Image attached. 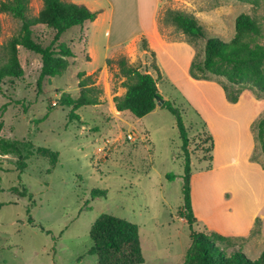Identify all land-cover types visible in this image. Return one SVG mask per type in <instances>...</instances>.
Segmentation results:
<instances>
[{"label":"rangeland","instance_id":"1","mask_svg":"<svg viewBox=\"0 0 264 264\" xmlns=\"http://www.w3.org/2000/svg\"><path fill=\"white\" fill-rule=\"evenodd\" d=\"M161 2L155 48L142 38L107 54L114 52L111 59L124 55L153 73L162 98L182 112L190 137L191 194L198 220L193 233L226 237L232 245H218L256 259L264 251V154L254 125L264 118V95L245 91L234 104L218 82L224 79L193 84V54L204 49L206 40L190 39L166 14L194 16L208 36L229 41L241 13L264 19V0ZM40 8L41 0H30L29 15L36 16ZM21 25L10 14L3 16L0 51ZM36 32L45 46L50 44L53 30L38 27ZM78 32L79 27L72 28L61 38L77 55L62 76L40 88L41 57L22 48L24 76L7 80L0 90V137L17 141L19 147L14 154H0V264H99L97 256L89 255L90 230L103 214L139 227L142 264H184L193 240L179 215L185 169L176 118L159 106L144 118L118 112L112 100L125 93L124 78L113 64L107 75L98 73L103 104L81 108L80 120L71 121V109L60 103L62 94L77 98L78 73L106 62L105 32L93 38L92 61L83 51L84 36L71 46V36ZM157 64L160 77L154 71ZM44 150L58 153L54 167ZM29 151L33 155L22 171L19 158ZM97 191L106 195L93 196Z\"/></svg>","mask_w":264,"mask_h":264},{"label":"trees","instance_id":"2","mask_svg":"<svg viewBox=\"0 0 264 264\" xmlns=\"http://www.w3.org/2000/svg\"><path fill=\"white\" fill-rule=\"evenodd\" d=\"M43 8L38 15L30 16V0H0V13L10 14L22 25L18 34L12 36L1 47L0 51V90L9 79H20L24 69L20 62V47L41 57L42 66L38 80L41 88L49 79L62 76L71 66L70 59L75 57L72 48L61 42L62 35L69 29L81 26L87 21H94L98 12H93L85 6L77 5L70 0H42ZM243 1V0H239ZM167 21L174 24L178 30L190 39L206 40L204 49L195 54L189 69L194 80H219L226 98L230 103H238L245 91L264 95V19L241 13L235 20V35L225 41L216 36H208L204 26L197 18L177 11L167 12ZM46 27L54 31L50 44L44 45L37 37V28ZM143 49L149 51L144 42ZM153 54L156 56L155 52ZM108 66H117L119 74L124 78L122 86L126 92L115 96L114 103L118 112L128 111L137 118H144L157 108V96H161L158 81L149 71L129 62L124 55L107 61ZM154 71L161 76L158 65ZM80 88L79 96L72 97L63 93L60 99L62 106L68 107L70 120H80L77 111L87 106L103 104L104 90L97 84L98 73L88 75L80 72L77 75ZM173 114L182 142L184 154L185 185L184 205L179 211L189 230L192 232V245L187 251L184 264H264V251L256 259L248 258L243 252L229 253L225 246H231L232 241L218 234L213 236L193 233L197 223L191 195V152L189 131L186 128L182 112L169 101L162 106ZM0 118V134L3 130ZM255 136L258 147L264 154V118L255 125ZM213 144V137L209 135ZM19 150L17 141L0 137V154H14ZM51 160V166L58 163V153L44 150ZM29 151L26 156H20L19 167L26 168L25 160L32 156ZM172 177V176H171ZM170 177V178H171ZM105 196V191L93 192V196ZM260 219L256 220L258 223ZM93 243L89 255L97 256L99 264H142L144 257L141 248L139 227L125 219L103 214L93 224L90 230Z\"/></svg>","mask_w":264,"mask_h":264},{"label":"crops","instance_id":"3","mask_svg":"<svg viewBox=\"0 0 264 264\" xmlns=\"http://www.w3.org/2000/svg\"><path fill=\"white\" fill-rule=\"evenodd\" d=\"M70 1L77 5L85 6L93 12H98V16L94 21H87L81 26H76L80 28V32L71 36L72 38L70 41L71 46L76 44L78 40L79 41L83 40L82 36H84L85 49L83 51H85L86 54L89 55L90 57L89 61H92L94 57V46H92L93 38H96L95 36L96 35L98 36V34L100 33L104 34V32L106 35V40H107L105 46L106 62L103 67L97 70L93 69L90 72H88L87 73L88 75H91L95 72L100 73V75L103 76L108 74L109 66L107 64V61L111 59V56L114 54V52L111 54H107L109 50L113 49V51L116 52L122 46L132 45V44L135 45L142 38H147L151 43V46L155 48L154 46L155 41H157V39H160L159 30H158V16H159V11L162 7L161 0H70ZM42 8H43V1L41 0L40 10ZM5 14L6 13H0V34L3 29L2 20ZM42 28H46V27L42 26ZM69 30H67L64 34H66ZM163 44L165 45L166 43L162 42V45ZM21 49L22 47H20V50ZM193 56L195 55L193 54ZM74 58L76 59L77 55ZM159 69L160 72H162L160 67ZM151 74L153 75V73ZM189 77L191 78V76ZM191 79H192L191 82L193 84L197 83L196 80H194L193 78ZM97 84H98V79H97ZM112 101L114 102V100Z\"/></svg>","mask_w":264,"mask_h":264},{"label":"water","instance_id":"4","mask_svg":"<svg viewBox=\"0 0 264 264\" xmlns=\"http://www.w3.org/2000/svg\"><path fill=\"white\" fill-rule=\"evenodd\" d=\"M49 82L50 83L52 82L51 78L49 79ZM156 101H157V106L159 107H162L163 104L165 103V100L161 96H157Z\"/></svg>","mask_w":264,"mask_h":264}]
</instances>
